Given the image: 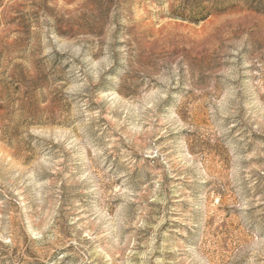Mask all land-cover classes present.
I'll return each instance as SVG.
<instances>
[{"label": "rangeland", "instance_id": "rangeland-1", "mask_svg": "<svg viewBox=\"0 0 264 264\" xmlns=\"http://www.w3.org/2000/svg\"><path fill=\"white\" fill-rule=\"evenodd\" d=\"M0 264H264V0H0Z\"/></svg>", "mask_w": 264, "mask_h": 264}]
</instances>
